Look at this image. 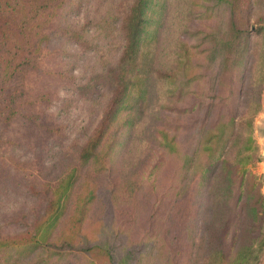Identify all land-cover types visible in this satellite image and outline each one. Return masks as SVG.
Instances as JSON below:
<instances>
[{"label":"trees","instance_id":"16d2710c","mask_svg":"<svg viewBox=\"0 0 264 264\" xmlns=\"http://www.w3.org/2000/svg\"><path fill=\"white\" fill-rule=\"evenodd\" d=\"M83 1L68 5L78 11ZM166 2L110 0L104 5L100 0V35H121L115 62L103 57L114 50L112 39L100 37V83L111 95L99 122L78 148L76 162L45 186L41 215L20 232L0 235V264H64L73 249L85 256L81 264L258 263L264 246V191L261 177H246L256 146L253 137H246L243 148L248 153L234 166L217 154L236 124L234 108L255 0H178L181 11L177 13L179 5L171 11L167 44L162 38ZM65 3L0 0V120L16 115L15 101L23 86L17 73L23 72L24 78L35 66L51 31H78L64 23L51 28L54 9ZM96 91V83L90 81L80 87L82 93ZM155 93L158 106L167 111L157 116L162 137H155L153 145L180 156L183 174L180 178L173 169L165 182L175 195L163 213L165 222L158 223L157 207L145 199L148 209L131 233L126 221L130 212L119 207L111 192L106 203L117 216L116 224L103 231L98 226V234L88 236L82 224L97 197V175L109 167L118 132L126 137L137 127ZM167 130L192 131L185 151L180 153L176 136H168ZM198 173L197 184L207 186L209 203H200L204 188L195 189ZM135 177L130 172L122 183L132 185Z\"/></svg>","mask_w":264,"mask_h":264},{"label":"rangeland","instance_id":"374dc122","mask_svg":"<svg viewBox=\"0 0 264 264\" xmlns=\"http://www.w3.org/2000/svg\"><path fill=\"white\" fill-rule=\"evenodd\" d=\"M70 1L54 9L51 28L58 29L64 23L78 31H51L52 37L42 44L35 66L24 78L23 72L17 73V82L23 86L15 101L16 115L9 121L0 120V235L20 232L41 215L45 207V200H42L45 186L76 162L78 148L99 122L103 106L111 95V90L100 83V37L112 39L114 50L103 57L115 62L120 52L121 35L118 31H101L100 35V0H84L78 11L70 9ZM109 1L102 0L104 5ZM176 5H179L178 0H167L165 5L162 38L166 44L170 43L171 11ZM250 10L249 49L234 108L236 124L230 140L217 150V154L226 157L234 166L244 153H248L243 147L246 137L252 136L256 146L251 150L246 177L255 173L254 181H257L258 176L263 179L264 175L258 170L262 157L258 136L264 130V0H255ZM180 11L179 5L177 13ZM89 81L96 83L97 91L94 94L80 92V87ZM158 98L155 93L146 117L129 130L128 136L118 132L112 160L106 171L97 175V197L90 204L82 224L88 236L98 234L95 229L98 226L103 231L108 225L116 224L117 216L106 203L111 192L116 193L119 207L130 212L126 221L131 233L148 209L145 199L148 205L151 201L157 207L158 223L165 222L163 213L171 207L170 200L175 196L165 182L173 169H178L180 178L183 174L180 156L153 145L155 137H162L157 131L160 127L157 116L167 111L160 109ZM167 131L168 136H176L180 153L185 151L192 131ZM130 172L136 174L132 185L122 183ZM199 179L200 173L195 181V189L204 188L200 203H209L207 186L197 184ZM84 259L80 251L73 249L64 264H81ZM257 264H264V246Z\"/></svg>","mask_w":264,"mask_h":264},{"label":"crops","instance_id":"0c3cea01","mask_svg":"<svg viewBox=\"0 0 264 264\" xmlns=\"http://www.w3.org/2000/svg\"><path fill=\"white\" fill-rule=\"evenodd\" d=\"M262 115L264 116V109L262 111ZM258 140L260 142L262 151H261V159L258 161L259 164V172L263 175L264 174V130L261 131L260 135L258 136ZM262 190L264 191V175H263V185Z\"/></svg>","mask_w":264,"mask_h":264}]
</instances>
